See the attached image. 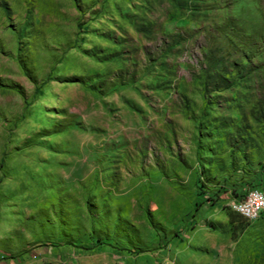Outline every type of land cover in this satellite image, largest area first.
I'll return each mask as SVG.
<instances>
[{"label":"rangeland","instance_id":"obj_1","mask_svg":"<svg viewBox=\"0 0 264 264\" xmlns=\"http://www.w3.org/2000/svg\"><path fill=\"white\" fill-rule=\"evenodd\" d=\"M249 187L264 0H0V264H264Z\"/></svg>","mask_w":264,"mask_h":264},{"label":"built area","instance_id":"obj_2","mask_svg":"<svg viewBox=\"0 0 264 264\" xmlns=\"http://www.w3.org/2000/svg\"><path fill=\"white\" fill-rule=\"evenodd\" d=\"M232 208L242 217L254 220L264 213V195L258 189H249L241 200L233 203Z\"/></svg>","mask_w":264,"mask_h":264},{"label":"trees","instance_id":"obj_3","mask_svg":"<svg viewBox=\"0 0 264 264\" xmlns=\"http://www.w3.org/2000/svg\"><path fill=\"white\" fill-rule=\"evenodd\" d=\"M218 76L220 77V79H221L222 81H227V79H226L225 77H222L220 74H218ZM216 88H217V87H215L214 90H216ZM249 189H258V188L249 187V188L245 189L244 192H243L242 195H241V199L244 197L246 191H248ZM258 190H259V189H258ZM260 191H261V190H260ZM241 199H239V200H241ZM239 200H238V201H239Z\"/></svg>","mask_w":264,"mask_h":264}]
</instances>
